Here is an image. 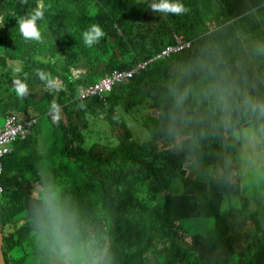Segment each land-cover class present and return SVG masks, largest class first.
Here are the masks:
<instances>
[{
	"label": "trees",
	"instance_id": "trees-1",
	"mask_svg": "<svg viewBox=\"0 0 264 264\" xmlns=\"http://www.w3.org/2000/svg\"><path fill=\"white\" fill-rule=\"evenodd\" d=\"M153 2L0 0V114L37 120L3 160L8 264H53L61 248L83 264H264V164L244 171V137L264 151V0ZM38 8L41 40L25 39L18 21ZM115 69L136 71L87 98Z\"/></svg>",
	"mask_w": 264,
	"mask_h": 264
},
{
	"label": "rangeland",
	"instance_id": "rangeland-1",
	"mask_svg": "<svg viewBox=\"0 0 264 264\" xmlns=\"http://www.w3.org/2000/svg\"><path fill=\"white\" fill-rule=\"evenodd\" d=\"M86 30L87 29L82 30L83 41H84L83 33ZM100 43H101V39L99 40L98 43L94 44L91 48H93L94 50L97 51V48L99 47ZM41 51H42L41 48H39L37 53L41 54ZM47 59H49V56H48V58H44V61H46ZM81 68L76 69V75L84 73V71ZM109 87H110L109 85H103L101 88H98L95 91V95H93V96H97L96 94L103 95L105 90H106V88H109ZM34 91L40 92L41 88H38V87L37 88H33L32 87L30 95ZM211 114H212V111H210V110H200V111H198V114L196 115V117L202 119V118L209 117ZM22 116L25 118L24 115H22ZM6 120H7V116L4 115V114H0V127H4L5 126ZM127 121H128V128L130 129V127L133 125V122L135 123V121L133 120V122H132V119H127ZM108 125H109L108 123H106L104 125V130H107ZM136 125L137 126H134L133 128H134L135 132L139 133L138 137H142V138H145V139L151 137V133H152L151 130H148L147 127H143L141 125V123L140 124H136ZM97 126H98V130H99V128H100L99 126L100 125H97ZM102 129L103 128H101V132H103L104 136H110L112 139L113 138H117V136L120 135V133H121V129H116L114 131L113 135H108ZM94 130L95 129H93V131ZM93 131L91 130L90 127H88L82 132V134L88 140L91 137H93V138L97 137V135L91 134ZM244 138H245L244 139V153L245 154H253V153H255V155L253 157H251V159H249L246 162V165H245V168H244L245 173H249L252 170H256L257 168L262 167V165L264 164V151L260 148V146H257V148H254V146H253L254 143L252 142V138L250 137V135H248L247 137H244ZM37 187L39 188V186H37ZM42 193H43V190L39 189V191L35 195H36L37 198H40ZM52 198H53V200L55 199L54 197H52ZM62 218L65 221H68V222H71V223H75V216L74 215H70V216L63 215ZM39 231L40 230H38V232ZM98 234H100V233H98ZM34 245H36V243ZM36 246H38V245H36ZM59 251L60 252H59L58 257L56 258V262H54L53 264H83L82 261H81V257H80V255L78 253H76L74 251H70L69 249H63V248L59 249ZM44 256H47V253H45ZM49 264H52V263L49 262Z\"/></svg>",
	"mask_w": 264,
	"mask_h": 264
},
{
	"label": "clouds",
	"instance_id": "clouds-1",
	"mask_svg": "<svg viewBox=\"0 0 264 264\" xmlns=\"http://www.w3.org/2000/svg\"><path fill=\"white\" fill-rule=\"evenodd\" d=\"M151 10L153 12H164V13H174V14H181L184 13L185 11H187L185 9V7L183 6V4L176 2V3H170L169 0H159V3L153 2L151 4ZM43 11L38 8L33 15H31L30 17H22L18 23L20 25V31L23 35V37L25 39H32V40H37L40 41L41 40V33L38 30L37 26H36V21L38 19H43ZM105 36V31L104 29L102 30V28L100 27V25L98 24H92L90 26V28L88 30H86L83 33V37H84V43L86 46L88 47H92L94 44L98 43L100 39H102ZM158 40V39H157ZM165 52V50L162 51V53ZM139 67L144 66L143 64H139ZM84 71V73L82 74H78L76 75V79L79 78L81 75L86 74V70L82 69ZM136 69H131V70H118L115 69L113 71H111L110 73L106 74L101 80L95 82L97 84H101L103 80L112 77L115 73H127V72H135ZM37 75L41 78V80H46L48 79V77L50 76V74H46L43 71L38 70L37 71ZM121 81H115L113 83V86L111 87L110 90H108V94H110V97L114 94L111 93L114 89V86L120 85ZM18 91L20 93H23L25 91L24 88H19ZM83 92L86 93L87 98H92L95 97L93 95H95V89H91V88H87V87H83ZM106 93V91L104 92V94ZM96 95H100V94H96ZM247 97L250 98V94H247ZM55 107V105H53ZM209 109L205 103H203V101L200 102L199 107L197 108L198 111L200 110H207ZM197 111V112H198ZM8 264V263H7Z\"/></svg>",
	"mask_w": 264,
	"mask_h": 264
},
{
	"label": "built area",
	"instance_id": "built-area-1",
	"mask_svg": "<svg viewBox=\"0 0 264 264\" xmlns=\"http://www.w3.org/2000/svg\"><path fill=\"white\" fill-rule=\"evenodd\" d=\"M132 74L133 72L115 73L112 77L103 80L100 85L101 87L103 85H109L110 87L106 88L105 91L108 89L110 90L115 81L119 82L124 78H129ZM36 121V119H33L29 122L22 123L16 116H10L7 120L6 127L3 129L0 128V176L4 168L3 160L12 154L14 151V144L19 139H26L29 136V126Z\"/></svg>",
	"mask_w": 264,
	"mask_h": 264
},
{
	"label": "water",
	"instance_id": "water-1",
	"mask_svg": "<svg viewBox=\"0 0 264 264\" xmlns=\"http://www.w3.org/2000/svg\"><path fill=\"white\" fill-rule=\"evenodd\" d=\"M5 235L3 232V226L1 223V218H0V264H7L5 253H4V248H5Z\"/></svg>",
	"mask_w": 264,
	"mask_h": 264
}]
</instances>
